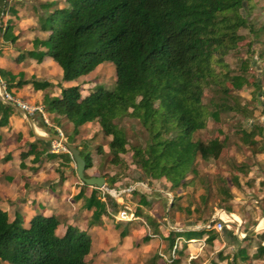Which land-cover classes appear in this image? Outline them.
<instances>
[{
  "label": "trees",
  "instance_id": "16d2710c",
  "mask_svg": "<svg viewBox=\"0 0 264 264\" xmlns=\"http://www.w3.org/2000/svg\"><path fill=\"white\" fill-rule=\"evenodd\" d=\"M62 2V6H57L55 0L38 4L42 13L37 15L36 29L44 36H34L30 40L31 48L20 50L15 59L28 57L40 62L44 56L50 57L61 70V82L75 80L104 61L112 65L114 81L110 89L95 84L81 96L77 84L61 86L57 83V96L47 93L41 96L40 105L46 115H51V123L62 126L63 121L70 125L66 142L77 148L84 161V171L91 167V155L85 142L73 143L74 136L81 125L95 122L101 133L109 137L110 163H121L119 154L129 149L131 162L144 178L163 180L171 191L190 184L192 180H186V176L189 173L196 175V156L203 161L217 159L224 145L223 139L217 136L203 140L195 137V133L205 128L207 118L217 121L220 113L241 112L238 103L232 102L231 91L248 84V61L240 58L237 70H233L224 57L229 51L236 50L238 42L243 40L240 29L254 31L247 19L253 8L252 0ZM5 4V0H0V14ZM8 10L15 14L14 8ZM8 21L0 24V38L12 44L17 34L13 33V25ZM0 77L8 91L26 84L33 90L52 86L48 80L33 76L22 78L1 68ZM251 84L258 87L256 81ZM206 89L211 95L203 101ZM256 106L264 119V100H257ZM11 112V106L0 100V126L7 124ZM123 118L136 120L145 131L142 146L126 147ZM249 127L248 130L239 128L242 141L252 146L253 153L262 152L263 146L254 147L256 141L252 136L264 137L263 124L252 123ZM217 132L221 130L217 129ZM28 145L29 148L20 153L21 159L32 154L33 162L39 156L71 161L68 152L45 154L44 146L36 149L33 143ZM96 149L101 152L100 146ZM83 176L88 175L83 172ZM101 176L107 187H114L115 174ZM232 179L236 182L235 176ZM85 187L81 183L72 198H82L83 207L90 210L87 225L100 224L102 216L111 219L109 213H114L119 205L107 194L101 200L94 186L84 196ZM220 190L230 197L224 186H220ZM130 193L139 196V204H149L137 190ZM176 198L173 192L169 209L174 207ZM225 210L229 211V207ZM133 213L148 219L151 233L163 240L166 252L173 247L176 238L185 242L205 236V242L211 243L217 237L212 228L203 227L167 230L164 234L137 206ZM56 225L53 214L36 212L22 226L17 214L9 220L0 210V264H86L85 257L91 248L90 236L73 225H66L63 232L56 235ZM120 225L113 223L114 228ZM128 229L126 223L119 231V237H124ZM251 241L245 236L232 245L229 256L216 252L215 259H209L205 264H216L227 257L228 264H245L251 258L264 257V239L261 237L256 244ZM252 243L254 251L248 254ZM181 251L176 250L177 254ZM157 258L158 254H153L146 264H156ZM177 262L178 259L173 258L170 264Z\"/></svg>",
  "mask_w": 264,
  "mask_h": 264
},
{
  "label": "rangeland",
  "instance_id": "374dc122",
  "mask_svg": "<svg viewBox=\"0 0 264 264\" xmlns=\"http://www.w3.org/2000/svg\"><path fill=\"white\" fill-rule=\"evenodd\" d=\"M5 1L4 11L0 14L1 25L14 17L8 10L10 7L15 9V7L19 8L22 5L17 0ZM27 1L38 6L40 2L48 0ZM55 2L57 5H63L62 0H55ZM252 6L247 19L254 31L240 29L239 33L243 35V40L238 42L236 50L229 51L224 57L229 68L233 70H237L240 58H245L248 61L246 70L248 84L238 90L231 91L234 98L232 102L238 103L241 112L220 113L217 121L207 118L205 128L195 133V137L203 140L217 136L219 139H223L224 145L217 159L203 161L198 155L196 156L195 169L197 173L196 175L189 173L186 176V180L191 178L190 184L171 191L163 180L144 178L131 162L129 149L127 152L119 154L121 163L118 165L110 163V156L107 153L109 137L101 133L95 122L81 125L79 134L73 142L74 144L85 142L90 152L91 167L84 171L86 175L111 176L115 174L117 180L114 186L122 187L134 181H141L145 185L138 187L137 192L145 196L149 202L148 205L139 204V196L131 193H123L122 198H117L115 202L118 205L128 206L132 212L137 206L154 224L158 225L164 234L167 230L179 231L202 227V224H205L216 211L219 213L223 211L220 216L226 222L224 229L216 231L209 227L217 232V237L211 243L205 242V236L185 242L176 238L173 247L166 252L164 251L163 240L158 235L151 233L152 226L148 219L138 216L139 220H135L136 225L129 227L130 231L128 229V234L122 238L118 234L125 224L120 222L121 225L117 228L108 224L106 230H98L97 233L92 232V254L100 253L99 250H103L105 243L117 244L120 249L118 252L114 248H109L105 253L97 256L98 261H91L93 259L87 257V264H146L153 254L159 256L156 259V264H170L173 258L178 259L176 264H205L209 259H215L216 252L229 256L233 250L232 245L237 241L240 242L245 236H249L255 244L261 239V234H264V137L257 134L252 136L256 141L254 147L263 146L262 152L253 153L251 151L252 146L242 141L239 132V128L248 130L249 124L252 123H261L264 126V119L256 106L257 100H264V0H252ZM23 9L30 13L32 8L28 4V6H23ZM37 15L38 11L35 9V18ZM10 22L8 21V23ZM247 42L250 43L248 46L246 45ZM19 46L22 47V45ZM52 62L57 66L53 60ZM113 81V67L109 62L104 61L91 72L68 81L63 86L77 84L80 88V95L83 96L95 84L110 89ZM254 81L258 84L257 88L251 84ZM256 91L258 93L254 96ZM210 95L209 90L206 89L202 100L205 101ZM47 118L50 121V117L47 116ZM121 124L124 128L127 148L131 145L142 146L144 144L146 133L136 120L123 118ZM217 129H220L221 132L218 133ZM60 130L62 138H64V135L70 131V125L63 123ZM96 146H100V153L97 152ZM236 166H240V168ZM71 174L75 176L74 164ZM232 176L236 177V182L233 181ZM220 186L226 188L230 197H226L221 192ZM95 188L100 191L99 187ZM89 189L88 186L87 191ZM173 192L177 198L174 200V207L169 209ZM17 200L20 199L17 198ZM5 201L7 204L0 205V210L4 209L5 213L14 212L12 216H7L9 220L13 218L14 214H17L22 226L26 225L27 219L32 213L44 212L39 200H34L31 195L20 201H16V199ZM78 203L75 212L80 214L84 210L83 199L80 198ZM226 206L229 207V211L225 210ZM51 211L54 212L55 210ZM55 217L57 219L54 230L56 235L61 234L68 224L80 225L73 219V215H68L65 212L57 213ZM109 221L111 222V219ZM216 221L218 220L211 224L216 226ZM252 228L253 230H251ZM145 237L147 239L141 241ZM262 238L264 239V236ZM182 242H184L183 248H181ZM179 249L182 250L181 254L176 252ZM253 251L254 244L248 248V254ZM159 252H164V255L162 256ZM227 261L228 257L216 261V264H228ZM245 264H264V257L260 259L251 258Z\"/></svg>",
  "mask_w": 264,
  "mask_h": 264
},
{
  "label": "crops",
  "instance_id": "0c3cea01",
  "mask_svg": "<svg viewBox=\"0 0 264 264\" xmlns=\"http://www.w3.org/2000/svg\"><path fill=\"white\" fill-rule=\"evenodd\" d=\"M17 1H20L22 5L19 8L15 7L14 17H12V19L9 18V21H11L10 23L13 25V33L17 34V37L12 44L4 42L0 38V68L8 70L12 74H17L22 78L33 76L51 82L52 86L43 90H33L29 84L23 85L19 88H11L9 90V92L26 102L40 104L43 93H47L50 96H57L59 92L57 83L63 86L66 82H61L59 80L61 70L58 65L57 68L50 57L44 56L40 62H36L33 58L28 57L18 60L15 59V56L20 50L31 48L30 40L34 36H44V33L37 31L36 18L34 16L35 9L38 13H42V11L37 5H34L33 2L29 3L27 0ZM28 4L32 8L30 13L23 9V6H28ZM19 45H22V47L20 48ZM11 108L12 112L8 116L7 124L0 126V205L3 203L7 204L5 200L13 201L16 199V201H20L31 195L34 200H39V203L42 205V208L44 209V212L40 213L42 215L53 214L55 216L57 213L64 212L68 215H73V219H75L77 224L79 223L80 225L76 226L73 223L68 225H73L80 230H84L91 238V248L85 257V261H87V257L92 258L93 260L91 261H98L97 256L102 255L109 250V248H114L119 252L118 249H120V246L118 247L117 244L105 243L103 250H99L101 251L100 253L97 255L96 253L92 254L93 238L91 233H97L98 230H106V227L109 226L108 224H111L113 227V223L115 222L124 224L128 223L129 227H133L136 225L135 223H137L135 220H139L138 216L133 213V218L131 219L117 220L114 218L115 211L114 213H109L111 216V222L107 217L102 216L100 224L88 226L87 221L90 217V210L84 208L80 214L75 212L79 205V199L74 200L72 196L78 192L81 182L75 178L76 176L71 174L73 167L72 159L71 161L66 162L60 158L44 159L42 156H39V159L33 162L31 160L33 157L32 154L22 158V161L20 159V153L29 148V143H33L36 149H40L44 146L46 148V151L44 152L45 154L57 153L49 151L46 136L52 135L55 128L60 130L61 126H57L49 120L50 125H44L37 114L28 116L13 106H11ZM46 116L49 115L47 114ZM63 123L65 122L61 121V125H63ZM77 134H79V132ZM77 134L74 136V140ZM64 136L63 139L66 140V135ZM5 156H7V158L3 159ZM59 176H61L62 179H59ZM87 187L88 186L86 185L84 188V196H86L90 190L87 191ZM89 187L92 188L93 186ZM99 197L103 200L100 192ZM17 198L20 200H17ZM120 207L121 205H119L117 210ZM51 210H55V213ZM107 212L110 211L107 209ZM13 213L6 212V215L10 217ZM31 215H29V217ZM159 230L162 231L161 229ZM261 235L262 237L264 236V234ZM159 254H162L163 256L164 252H159Z\"/></svg>",
  "mask_w": 264,
  "mask_h": 264
},
{
  "label": "built area",
  "instance_id": "2783aa9c",
  "mask_svg": "<svg viewBox=\"0 0 264 264\" xmlns=\"http://www.w3.org/2000/svg\"><path fill=\"white\" fill-rule=\"evenodd\" d=\"M0 100L6 104H9L21 112H23L25 115L31 116L33 114H37L39 118L41 119L42 123L44 125H50L46 113L43 110L42 106L40 104H34L29 103L24 100H22L20 97L14 95L13 93L6 90L4 81L0 77ZM56 135L59 138H62V132L55 128L53 130L52 136ZM63 139V138H62ZM48 147L50 152H67L66 147L60 142L58 139H49L48 140ZM145 186L141 181H134L130 184H127L125 186H114V187H107L105 184L103 187H99L100 189V195L102 199L104 200V195L107 194L110 196L114 201L117 200V198H122L123 193H130L133 190H137L138 187ZM221 212H215L211 218L205 223L202 224L203 228H209L212 227L216 231L224 229V226L226 223L225 220H223L220 216ZM114 218L117 220H127L133 218V212L130 210L128 206H124L121 204V207L116 211V214L114 215ZM215 220L217 222V225H212L211 223Z\"/></svg>",
  "mask_w": 264,
  "mask_h": 264
},
{
  "label": "water",
  "instance_id": "95a60500",
  "mask_svg": "<svg viewBox=\"0 0 264 264\" xmlns=\"http://www.w3.org/2000/svg\"><path fill=\"white\" fill-rule=\"evenodd\" d=\"M58 139L60 140V142L66 147L67 152L69 153L73 164H74V173L76 178L83 184L87 185V186H94V187H103L105 184L104 181V177L102 176H83V172H84V161L83 159L80 157L79 152L77 150V148L73 147L71 144L67 143L65 139L59 138L56 135H50V136H46V139ZM253 230V228L251 229Z\"/></svg>",
  "mask_w": 264,
  "mask_h": 264
},
{
  "label": "bare ground",
  "instance_id": "6f19581e",
  "mask_svg": "<svg viewBox=\"0 0 264 264\" xmlns=\"http://www.w3.org/2000/svg\"><path fill=\"white\" fill-rule=\"evenodd\" d=\"M232 220H234V219H232ZM234 221H237V220H234ZM241 236V235H240Z\"/></svg>",
  "mask_w": 264,
  "mask_h": 264
}]
</instances>
